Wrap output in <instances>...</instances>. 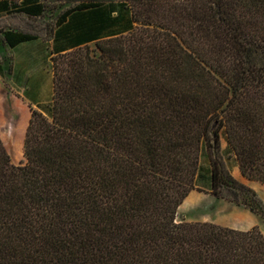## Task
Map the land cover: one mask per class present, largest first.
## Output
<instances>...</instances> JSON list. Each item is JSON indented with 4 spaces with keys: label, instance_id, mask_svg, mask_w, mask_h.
<instances>
[{
    "label": "trees",
    "instance_id": "trees-1",
    "mask_svg": "<svg viewBox=\"0 0 264 264\" xmlns=\"http://www.w3.org/2000/svg\"><path fill=\"white\" fill-rule=\"evenodd\" d=\"M47 0H0L41 16ZM51 2L61 0H48ZM129 18L126 33L52 58V97L31 109L25 161L0 138V264H264V235L177 221L202 149L211 193L264 218V0H73ZM0 43L37 36L0 25Z\"/></svg>",
    "mask_w": 264,
    "mask_h": 264
},
{
    "label": "crops",
    "instance_id": "crops-1",
    "mask_svg": "<svg viewBox=\"0 0 264 264\" xmlns=\"http://www.w3.org/2000/svg\"><path fill=\"white\" fill-rule=\"evenodd\" d=\"M5 10V6L0 5V25L17 27L11 19L20 15L8 14ZM115 15H117L116 11H113L111 16L88 11L75 12L63 23L37 34L31 40L18 43L14 47L0 43V97L11 98L13 103V106L5 108L0 118V138L2 137L4 146L6 143L14 147L21 146L31 109L46 112V107L51 102L53 88L52 57L79 46L94 45L100 38L126 33L130 28L128 16L124 15V18L114 20ZM19 105L25 108L27 113L22 130L19 128L21 120L16 109ZM231 174L255 191H264V185L261 182L242 176L238 165L233 166ZM201 199L199 194L190 191L178 206L176 214L198 206ZM189 220L207 221L234 229L247 230L255 226L253 224L256 222V215L243 212L240 222L235 224H220L205 219ZM247 224L253 226L249 227Z\"/></svg>",
    "mask_w": 264,
    "mask_h": 264
},
{
    "label": "rangeland",
    "instance_id": "rangeland-1",
    "mask_svg": "<svg viewBox=\"0 0 264 264\" xmlns=\"http://www.w3.org/2000/svg\"><path fill=\"white\" fill-rule=\"evenodd\" d=\"M114 2L117 3L118 0H114ZM73 4V0H61L54 2L47 0L45 1V11L41 16L26 17L20 15L18 17L12 18L11 22L32 33H44L47 29H49L51 24L53 25L55 23L57 14H59L65 8L72 6ZM89 48L93 50L92 52H94L95 45H89ZM7 106H13L12 99H5L0 97V118L2 117V112ZM19 106L16 109L20 118L19 120H21L19 128L22 130L27 113L25 108ZM23 142L24 141L22 138L20 147H14L10 143L5 144V148L10 155L11 162L15 165H18L25 161L23 155ZM221 145V153L223 155L225 164L230 172H232L233 166H237V162L228 148L226 136L223 131L221 132ZM191 191L196 192L197 194H199V196H201V202L198 206L185 209L184 211H179V213L176 214L177 221H190L189 219H205L220 224H235L240 222L243 212H248L256 215V222L253 225L257 226L264 235V218H262L255 212H252L244 205L230 202L211 193L210 164L205 148H203L201 152L200 168L195 178V186ZM256 193L264 202V191L257 190ZM247 225L249 227L253 226L251 224Z\"/></svg>",
    "mask_w": 264,
    "mask_h": 264
}]
</instances>
